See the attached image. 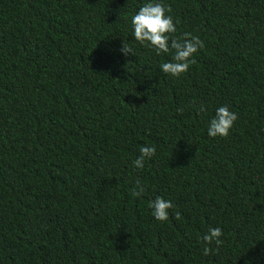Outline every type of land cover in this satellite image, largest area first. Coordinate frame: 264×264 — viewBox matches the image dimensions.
<instances>
[{
  "label": "trees",
  "instance_id": "16d2710c",
  "mask_svg": "<svg viewBox=\"0 0 264 264\" xmlns=\"http://www.w3.org/2000/svg\"><path fill=\"white\" fill-rule=\"evenodd\" d=\"M148 2L204 42L179 77L134 38ZM0 264H264V0H0Z\"/></svg>",
  "mask_w": 264,
  "mask_h": 264
},
{
  "label": "clouds",
  "instance_id": "9594fccd",
  "mask_svg": "<svg viewBox=\"0 0 264 264\" xmlns=\"http://www.w3.org/2000/svg\"><path fill=\"white\" fill-rule=\"evenodd\" d=\"M170 13V6L164 5L162 2H148L139 8V10L131 17V25L133 28L134 38L141 45H147L155 49L156 54L173 52L172 59L162 63L161 71L170 74L173 77H179L182 73L188 71L190 65L195 64L193 58L198 50L204 48V42L191 33H184L180 39L172 38L169 34L176 32V24ZM120 51L123 55H135L133 48L123 41ZM182 111V109H178ZM200 111H204L203 107ZM238 119L236 113L230 111L227 105L220 106L216 109L215 115L211 118L207 133L210 137H227L234 122ZM154 146L142 145L140 147V155L133 164L136 168L144 167V160L155 155ZM145 191V187L139 179L136 180L132 195L140 197ZM152 209V215L157 221H167L169 219V210L175 206L170 200H165L157 196L149 202ZM175 219H182L179 211L175 212ZM223 235L220 227H209L207 232L202 236L204 243L203 254L205 256L211 254L213 249L210 247L215 243L216 250L223 243L220 237Z\"/></svg>",
  "mask_w": 264,
  "mask_h": 264
}]
</instances>
